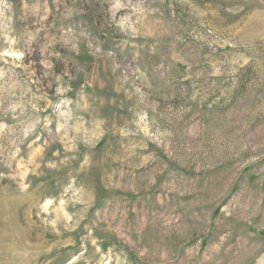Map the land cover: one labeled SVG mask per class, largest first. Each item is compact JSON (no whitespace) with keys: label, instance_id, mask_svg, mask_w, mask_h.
<instances>
[{"label":"rangeland","instance_id":"1","mask_svg":"<svg viewBox=\"0 0 264 264\" xmlns=\"http://www.w3.org/2000/svg\"><path fill=\"white\" fill-rule=\"evenodd\" d=\"M0 264H264V0H0Z\"/></svg>","mask_w":264,"mask_h":264}]
</instances>
